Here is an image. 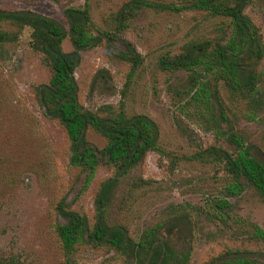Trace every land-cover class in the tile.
<instances>
[{
  "label": "rangeland",
  "instance_id": "1",
  "mask_svg": "<svg viewBox=\"0 0 264 264\" xmlns=\"http://www.w3.org/2000/svg\"><path fill=\"white\" fill-rule=\"evenodd\" d=\"M85 1L0 0V9L31 10L64 25V10L82 7ZM87 1L92 21L102 26V20L128 0ZM149 1L179 5L183 0ZM246 13L264 40V0H252ZM220 25L191 11L144 10L124 34L144 58L132 78L129 65L106 54L102 46L81 52L75 78L85 109L95 112L111 106L129 115L145 114L160 132L164 153H149L125 177L108 210L111 223L137 239L182 214L189 231L171 239L177 250L190 251V264H207L226 250L245 251L264 264V241L253 237L252 228L255 224L264 230V198L252 187L226 198L223 174L191 158L211 145L232 150L226 140L231 132L264 152V61L259 66L260 92L254 97L230 92L217 82L227 122L220 119L213 100L207 105L184 94L185 72L158 66L160 56L177 53L192 37L216 33ZM2 30L8 28L0 26ZM30 34L26 28L16 43L0 49V256L14 257L19 264H64L52 226L56 203L64 197L69 209L86 216L92 227L95 195L111 172L101 166L83 188V172L68 164L63 129L38 105L37 89L48 81L49 71L31 49ZM62 47L72 50L68 42ZM87 139L98 147L104 144L93 131ZM223 198L230 208L221 214L214 202ZM71 258L73 264H124L112 252L87 244L77 246Z\"/></svg>",
  "mask_w": 264,
  "mask_h": 264
},
{
  "label": "trees",
  "instance_id": "2",
  "mask_svg": "<svg viewBox=\"0 0 264 264\" xmlns=\"http://www.w3.org/2000/svg\"><path fill=\"white\" fill-rule=\"evenodd\" d=\"M251 3L252 0H183L172 5L128 0L105 17L102 26L92 21L87 0L82 7L70 6L64 10V25L31 10L0 9V26L8 28L0 31V49L16 43L24 29L31 31L30 47L49 71L48 81L37 89L38 105L46 117L57 120L63 129L68 144L67 162L83 172V188L90 185L101 166L111 172L95 195L92 227L86 216L69 209L64 197L56 203L52 226L64 264H73V252L84 244L112 252L124 264H190V251L177 250L171 239L173 234L180 236L183 231H189L187 216L181 214L164 226L149 228L137 239L121 225L109 221V207L125 177L149 153L163 154L164 150L158 126L147 115H129L122 108L116 111L111 106H102L95 112L85 109L75 78L81 52L104 47L106 54L129 65L130 79L144 64V58L124 34L142 11H191L219 20L221 25L216 33L188 39L177 53L160 56L158 66L166 72H185L184 94L205 100L207 105L213 100L220 119L227 122L217 82L222 81L230 92L247 97L260 92L257 83L259 66L264 61V40L259 27L246 13ZM64 42L71 45L70 52L63 49ZM89 131L102 137V147L88 141ZM217 133L225 135L220 130ZM226 136L232 150L211 145L191 158L223 174L226 198L241 195L247 187L264 198V152L233 132ZM214 208L222 214L230 204L223 198L214 202ZM252 228L253 237L264 241V230L255 224ZM0 264H19V261L0 256ZM207 264L260 263L245 251L226 250Z\"/></svg>",
  "mask_w": 264,
  "mask_h": 264
}]
</instances>
